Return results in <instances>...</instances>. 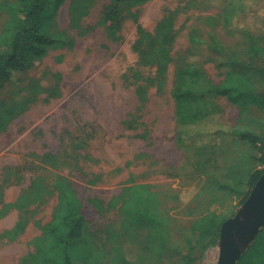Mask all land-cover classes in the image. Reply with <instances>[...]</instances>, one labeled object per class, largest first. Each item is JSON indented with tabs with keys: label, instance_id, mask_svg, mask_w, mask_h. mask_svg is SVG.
Instances as JSON below:
<instances>
[{
	"label": "rangeland",
	"instance_id": "374dc122",
	"mask_svg": "<svg viewBox=\"0 0 264 264\" xmlns=\"http://www.w3.org/2000/svg\"><path fill=\"white\" fill-rule=\"evenodd\" d=\"M91 1L79 29L71 26L70 0L44 15L50 30H65L76 38L74 48L51 51L38 66L19 69L0 87L8 104L19 103L41 80L47 85L55 82L50 73L61 75L60 97L37 95L0 135V264H21L33 251L32 240L41 233L36 222L46 223L53 217L56 185L65 177L73 181L92 231L100 232L103 239L101 254L88 264H114L112 250L118 244L124 247L128 264H218L221 229L216 243L204 246L193 239L191 226L211 212L219 222L243 212L249 177L263 167L260 144L219 134L211 136L204 148L197 146L205 145L197 138L180 142L172 96L176 71L192 60L203 71L194 84L199 93L220 84L227 67L249 77L253 94L244 106L225 96L207 95L204 107L216 110L214 119L222 127L264 136L260 98L264 93V0H149L134 9L137 21H123L117 40L98 24L111 0ZM169 15L175 18L171 62L165 89L156 92L155 69L140 63L134 46L141 37L138 24L151 34ZM84 30L87 33L81 35ZM193 31L201 43H195ZM137 72L149 89L145 106L136 94ZM139 111L143 125L128 128L125 121ZM213 127L211 121L206 124L207 129ZM145 131L148 139L141 137ZM36 176L46 180L51 193L24 213L14 204ZM95 177L98 182L91 184ZM134 184L149 186L155 195L152 202L169 231L168 247L161 256L146 249L147 229L132 230L129 216L121 211L122 191ZM92 199L113 206L102 210ZM23 214L29 220L27 226L18 235L10 234ZM137 233L140 239L133 236ZM259 234L242 246V256ZM71 255L73 264H85L88 253L79 245Z\"/></svg>",
	"mask_w": 264,
	"mask_h": 264
},
{
	"label": "trees",
	"instance_id": "16d2710c",
	"mask_svg": "<svg viewBox=\"0 0 264 264\" xmlns=\"http://www.w3.org/2000/svg\"><path fill=\"white\" fill-rule=\"evenodd\" d=\"M67 0H0V87L14 78L19 69H32L49 55L53 50L60 48H74L76 38L65 30H50L46 27L44 15L49 10H56ZM71 1V26L75 29L81 28L82 20L90 12L91 0H70ZM149 0H111L106 6L98 24L103 26L108 36L114 40L119 39V31L124 20L133 18L138 20L135 8L146 4ZM53 5H56L54 8ZM175 18L172 15L163 17L156 25L154 33H147L141 24H138V32L141 35L135 43L140 63L155 69L153 84L156 92H162L167 82V74L171 62L170 45L174 39L173 31ZM84 30L80 34L84 35ZM195 43H201L194 35ZM222 66H225L222 64ZM203 73L192 60L177 69L176 82L173 91L175 102V114L177 117L178 140L182 143H192V139L205 142V145L198 144V147H208L211 136H228L233 140L248 141L257 146L261 156L259 162L263 167L256 170L249 177L250 189L244 201L247 200L252 188L264 172V136L249 131H235L222 127L217 122L215 111H206L204 100L207 95L214 98L225 96L232 103L244 106L253 90L250 86L251 79L239 73L234 68H226L224 80L220 84L213 85L205 93H199L194 89L196 80ZM55 82L45 83L41 80L27 97L19 103L8 104L0 92V135L7 131L11 121L19 114L25 112L29 106L37 100V95L46 93L48 97H60L62 94L60 81L61 75L50 73ZM137 82L136 94L142 106L149 100V89L144 82L141 72L134 75ZM47 83V84H46ZM25 90V88H22ZM23 92V91H22ZM264 105V93L260 95ZM139 112L125 121L130 129L143 125L142 114ZM211 121V127L207 129L206 124ZM142 138L148 139V133L141 134ZM194 140L195 142H197ZM212 143V142H211ZM195 144V143H194ZM91 184L98 182V177L89 181ZM57 207L50 221L42 223L37 221L40 228V235L32 240L33 251L27 253L21 264H73L72 249L75 246L83 245L88 255L85 264L89 263L91 257H98L101 254L103 239L101 233H95L90 223L82 212L83 203L80 199L73 181L69 178L60 179L56 185ZM51 193L50 186L41 176H36L31 182L28 190L21 193L15 201L14 206L24 213L27 207L32 204L43 202ZM124 202L121 205L123 214L129 216V227L136 229L143 227L147 229L144 239L146 249L157 256L165 252L169 243V231L163 220L159 217L158 207L152 201L155 195L151 193L149 186L134 184L123 189ZM92 203L99 209L113 206L100 199H92ZM3 211L0 210V217ZM29 220L23 214L15 224L10 234L18 235L27 226ZM215 213L211 212L197 219L191 226V234L197 245L208 246L215 244L220 233L221 225ZM140 239L137 233L133 235ZM115 256L114 264H128L124 247L116 245L113 247ZM238 264H264V230L259 234L256 243L239 260Z\"/></svg>",
	"mask_w": 264,
	"mask_h": 264
},
{
	"label": "water",
	"instance_id": "95a60500",
	"mask_svg": "<svg viewBox=\"0 0 264 264\" xmlns=\"http://www.w3.org/2000/svg\"><path fill=\"white\" fill-rule=\"evenodd\" d=\"M264 227V172L244 202L241 214L222 223L218 264H237L243 245H249Z\"/></svg>",
	"mask_w": 264,
	"mask_h": 264
}]
</instances>
